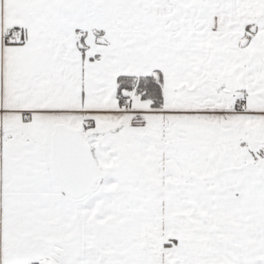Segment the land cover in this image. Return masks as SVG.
Returning a JSON list of instances; mask_svg holds the SVG:
<instances>
[{
    "label": "snow or ice",
    "instance_id": "6c2138e0",
    "mask_svg": "<svg viewBox=\"0 0 264 264\" xmlns=\"http://www.w3.org/2000/svg\"><path fill=\"white\" fill-rule=\"evenodd\" d=\"M0 264H264V0H0Z\"/></svg>",
    "mask_w": 264,
    "mask_h": 264
}]
</instances>
